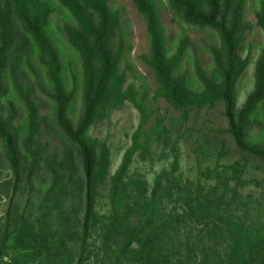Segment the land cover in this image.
<instances>
[{
  "label": "trees",
  "instance_id": "trees-1",
  "mask_svg": "<svg viewBox=\"0 0 264 264\" xmlns=\"http://www.w3.org/2000/svg\"><path fill=\"white\" fill-rule=\"evenodd\" d=\"M57 1L73 16V22L64 25V32L82 62L83 111L78 121L73 108L79 87L75 78L68 83L61 52L51 35L54 4L49 0H0V145L14 174V197L22 184L30 192L24 211L14 206L0 225V264H87L96 254L92 227L109 176L111 151L107 142L91 136V130L128 103L139 112L141 121L111 177L107 195L110 215L101 223L104 242L99 247L100 264H188L176 259L181 249L188 253L187 258L195 249L203 254L194 264H211V259L215 264H264V221L249 224L208 207L199 211L197 217L201 219L217 217L220 221H214L215 227L225 226L228 234L223 236L227 239L224 251L217 252L222 257L216 261L212 243L206 251L203 243L194 248L189 238L184 244L177 240L184 219L174 221L162 210L166 192H171L168 185L163 187L165 173L156 180L148 199L144 184L128 179L134 157L145 155L153 133L167 137V131L158 123L152 132H145L153 115L146 104L149 91L140 93L134 85H127V75L120 69L126 50L121 12L111 7L112 0ZM132 1L150 36V54L144 62L155 76L156 97L184 117L191 110L212 109L223 103L228 121L225 134L244 157L264 164V143L254 142L251 134L256 124L264 125V51L254 68L255 89L238 107V83L250 67L244 47L247 1L168 0L174 20L191 28L213 30L219 38V45L211 51V71L206 73L197 66L201 91L193 89L181 75L188 39L171 54L156 0ZM257 23L264 34V4ZM30 72L51 97L50 116L63 139L60 153L45 155L41 146L42 118L33 95L35 82L24 86L20 78H29ZM21 102L27 108V119L15 122L17 106L24 107ZM215 146L219 149L217 143ZM232 173L240 180L239 165L233 166ZM220 175L228 177L229 172ZM134 205H139L143 215L137 221L131 218ZM189 208L194 207L191 204Z\"/></svg>",
  "mask_w": 264,
  "mask_h": 264
},
{
  "label": "rangeland",
  "instance_id": "rangeland-1",
  "mask_svg": "<svg viewBox=\"0 0 264 264\" xmlns=\"http://www.w3.org/2000/svg\"><path fill=\"white\" fill-rule=\"evenodd\" d=\"M49 1L56 8L50 20L54 44L61 52L67 70L68 83L72 84L75 78L79 87L77 101L73 108V116L78 121L83 111L82 62L64 32V25L73 22V16L59 1ZM246 1L244 14L248 30L244 47L250 56V67L238 83L239 109L255 89L254 68L264 51V34L257 23V14L264 0ZM156 2L170 53L173 54L176 51L183 39H188L189 48L182 63L181 75L188 79L193 89L201 91L203 86L197 76V66L206 73L211 71L214 61L211 51L220 43L217 34L213 30L191 28L180 20H174L175 13L169 1L156 0ZM110 5L121 12L126 50L120 69L127 75V85H134L140 93H143L145 89L149 91L146 104L153 115L145 125V132H152L158 123H160V129L167 131V137L153 133L145 155L138 154L134 157L128 179L144 184L145 197L148 199L156 180L165 173L163 187L168 185L171 187V192H166L168 198L163 202L162 210L168 217L174 218V221L184 219L181 221L180 231L176 234L177 240L184 244L183 241L189 238L194 248L203 243L206 251L212 243L211 250L216 253L213 257H216L218 261L222 255L217 252L224 251L227 240L223 237L228 235L225 226L220 225L216 228L214 221L216 223L220 221L217 217L201 219L197 217L198 212L208 207L214 213L217 211V214L220 213L222 216L233 215L237 220L242 218L249 224L264 221V164L257 158L244 157L233 139L225 134L228 121L224 115L223 103L212 109L191 110L188 116L184 117L182 112L173 109L163 98L156 97L158 86L155 76L144 62V58L150 54V36L146 21L139 14L132 0H112ZM20 78L24 86L25 84L28 86L35 82L36 77L30 72L29 78ZM34 86L33 95L40 105L42 118L40 141L44 154L60 153L64 148L63 139L57 133L50 116L53 111L51 97L42 90L40 84L37 85L35 82ZM17 111L19 116L15 122L27 119L28 111L25 105L17 106ZM140 121L139 112L128 103L114 110L108 119L98 123L91 130V136L108 143L111 151V166L107 183L102 189L103 197L97 206V219L92 227V242L93 245L95 244L96 254L87 264L101 263L102 252L99 247L104 242L101 223L110 215L107 195L111 177L118 170L125 152L131 146L132 136L137 131ZM251 134L254 142L264 143V125L256 124ZM144 140L145 136L142 138V141ZM216 143L219 149L215 148ZM236 164L242 170L240 180L233 178V166ZM225 170L229 172L228 177L220 175ZM168 180L171 183H168ZM13 182L14 174L11 165L0 145V225L4 224L9 210L14 211V206L23 212L30 195L29 189L22 184L14 197ZM191 204L193 209L189 208ZM137 206L139 205H134L136 211L131 216L134 221H137L142 212ZM210 221L212 223L208 224ZM201 236L205 238L202 241ZM213 236H217L215 241L209 239ZM195 250L191 251L187 258L188 253L185 254V250L181 249L176 259L188 261V264L200 262L203 254L198 249ZM211 264H215L213 259Z\"/></svg>",
  "mask_w": 264,
  "mask_h": 264
}]
</instances>
